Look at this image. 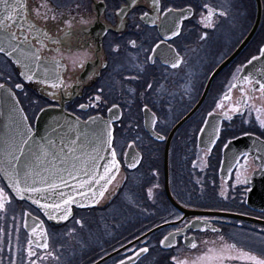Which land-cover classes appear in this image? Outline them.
Wrapping results in <instances>:
<instances>
[{
	"label": "flooded vegetation",
	"instance_id": "obj_1",
	"mask_svg": "<svg viewBox=\"0 0 264 264\" xmlns=\"http://www.w3.org/2000/svg\"><path fill=\"white\" fill-rule=\"evenodd\" d=\"M38 1L51 8L42 9L49 19L36 17L40 6L35 0L29 3L35 4L29 8L30 19L49 34L41 52L66 64L61 74L63 88L48 85L50 94L38 92L37 83H25L1 52L0 84L14 92L31 126L45 107H61L85 120L93 115L106 117L117 105L111 114H119L112 140L119 171L104 192L105 199L72 207L68 218L57 223L15 198L0 175V187L9 197L0 209V264H12L13 259L15 264H126L134 257L129 264H178L209 255L221 257L223 264H255L240 259L242 253L264 259V224L218 214L264 221L263 212L245 204L248 180L258 169L252 156L247 155L245 161L238 148L222 164L229 140L242 135L264 140V128L257 120L258 115L264 119V95L255 84L256 80L264 82L260 52L264 48V0L253 36L233 56L255 22L256 0H160L159 11L152 0H136L134 5L131 0ZM145 12L148 17L142 19ZM97 20L98 30H104L100 49L104 64L87 69L95 61L94 46L72 47L65 40L72 29L90 30ZM177 25L179 32L173 36ZM253 57H257L255 67L249 63ZM81 66L80 84L77 67ZM245 76H251L253 84L245 83ZM16 84L23 87L16 88ZM233 84L237 86L229 92ZM226 95L229 99H223ZM96 96L101 100L95 101ZM218 103L223 107L217 108ZM237 107L241 110L233 111ZM217 127L219 136L215 135ZM168 194L180 207L198 214L184 215ZM31 219L42 223L47 248L38 246V231L33 239L29 237L24 222L30 225ZM194 221L212 230L192 229ZM184 240L196 247H187ZM29 247L34 256H28Z\"/></svg>",
	"mask_w": 264,
	"mask_h": 264
},
{
	"label": "water",
	"instance_id": "obj_2",
	"mask_svg": "<svg viewBox=\"0 0 264 264\" xmlns=\"http://www.w3.org/2000/svg\"><path fill=\"white\" fill-rule=\"evenodd\" d=\"M26 3L29 9L32 6V5L29 6L30 0H26ZM35 3L38 4L39 6H41L42 4L38 0H35ZM34 7L35 4L32 6V8L34 9ZM41 11L43 12L42 9ZM261 16H262L261 0H256L255 22L249 33L240 43L237 50L232 54V56L236 54L253 36L257 28V25L261 19ZM98 22L100 23V20H97L94 26H91L90 30L80 28L79 30L76 31L72 29L69 34V40H67V36L65 40L66 44L72 45V47L90 48L94 46V48H92V51L94 52L95 61L93 64L92 63L88 64L90 68L86 67L87 69H93L94 67L100 68L104 64L101 61V54H100L101 37L104 33V30L103 28H99L98 30L97 27ZM103 26L105 27L104 23ZM15 31H20V30L15 29ZM46 41L49 43V39ZM33 43L35 44V40H33ZM3 54L13 63V65L15 66V68L19 73V76L25 83H30V82L37 83L38 86L35 87L36 90H38V92H43L44 94H50L51 92L48 90V85L52 86L53 83L57 84V87H55L56 89L63 88L61 74H63L66 71V64L63 62V59L62 61L58 60L60 63V68L57 70L55 66V62L52 61L49 57V52H44V51L41 52L42 57H46L47 59L41 64L39 68H36L35 71L39 73L40 78L43 79L45 76V69H47L49 76H48V83L40 84L36 79L32 81L25 80L24 77L20 75V72L22 71L21 67L15 63L16 57L8 56L5 53ZM255 62L256 60L252 59L250 66L255 67L254 65ZM220 68L221 67H219V69ZM77 69L80 70L79 78L81 84V81L83 80V76H84L83 75L84 67L83 66L77 67ZM80 84H78V87L80 86ZM6 88L8 87L6 86ZM17 101L18 100L16 96L15 98H13V96L8 95L6 93L5 89L0 88V160H5V161L7 160L8 153L14 151L16 145L20 140L21 135L26 134L27 128H31L32 138H29L30 145L33 143L43 142L41 141V138L43 137L46 141H51L55 145L54 148H49L50 152H58L60 148H64V152L65 154H67L69 165L72 163V157L73 156L76 157L75 163L79 168L80 176L78 177L77 180H69L67 174H64V179L67 181L69 187L67 188L62 187L58 189L59 192H66L73 195L74 203L69 205L70 209L72 207H87V206L95 205L96 203H98L100 199H105V196L102 197L99 196V192L103 188L106 181L101 180L99 184H96L95 179L88 180V177L85 176L84 173L95 171L98 174L96 176V179H99V174H102L104 171L103 165H105L111 160V151L113 146H111V148L108 147L106 144L101 146L98 154L97 152L94 151V149L100 146L102 140L106 141L108 139L109 131H111V136L113 140V123L118 119L119 114L113 115L111 114V112L108 111L106 117H102L101 115H93L85 120H82L79 117L75 116L74 114L65 111L61 107H45L43 108V111L39 110V112L37 113L34 119L33 126H31L28 120L23 119V117H25V114L23 111L22 112L20 111V109L22 108L19 103L17 104ZM188 116H186L180 122H178L173 130H175L182 123V121L185 120ZM113 117H116V119H113ZM109 120H111V124L107 123ZM25 125H27V128L25 127ZM73 141H75V143H72ZM65 145L74 148L75 152L68 154V147H65ZM226 145L227 147H224L223 149L224 153H223L222 163H225L231 159V157H229L231 151L241 148L242 153L245 152L247 153V155L252 156L255 164L258 165V169L252 173L250 179L248 180L249 188L247 189L246 192L245 204L251 209L264 212V140L255 138L250 135H243L236 139L228 141ZM99 156H103L104 159L102 160L99 159ZM92 157L97 158V163L100 165L99 168H93V162L91 159ZM60 159H64V157L61 156ZM53 164L55 165L56 168H62L67 166L63 163H60L59 161L53 162L51 160V157H48V162L42 164L40 168L51 169ZM40 168H37L36 171H40ZM117 174L118 171H114V179L112 180L111 183L107 184L106 190L116 181ZM0 175L4 183L8 187V180L5 179L2 173H0ZM44 175H47V173L41 171V176ZM73 175H76V173H73ZM81 180H88V183L83 188H78L77 184ZM35 186L40 187L41 185L37 183ZM8 189L10 190L12 195L18 200H24L27 203L34 206L35 208H37L46 219L53 221L55 223L65 220L59 218L50 219L49 215H46L44 210H42L38 205L32 203V200L28 198L29 194H25L24 198L21 199L20 197L16 196V194L11 190V188L8 187ZM76 192L83 193V195H76ZM93 193L96 194L95 197H93ZM48 195H50V193ZM168 197L171 200V202H173V204L177 206L184 213V215L198 214V212L196 211H188L180 207L176 202H174V200L169 194ZM34 198L40 199L42 203L53 202L45 199L43 196H40L38 194L35 195ZM55 202H59V201H55ZM61 214L62 213H57V217H59V215ZM218 214L226 215L234 218H242L255 223L264 224V221L257 220L254 218L244 217L232 213L230 214L218 213ZM33 221L32 224L29 225V222L28 221L26 222L25 220L24 227L28 231L29 237L32 239L34 238L33 236L36 235L32 232V229L35 228L36 231H38V235L40 236V241L37 244L39 245L44 242L45 230L42 223L39 220H37L38 222H36L35 219ZM25 224H27V227L25 226ZM191 227L192 229L208 228L212 230L210 225H205L201 221H194L193 223H191ZM41 228L44 230L43 233H41L40 231ZM184 243L187 247L192 248L191 245L193 243L186 242V240H184ZM135 259L136 258L134 257L130 260H127L126 264L134 262ZM211 259L213 261L219 260L222 262V258L217 255H209V257H205L202 260H211Z\"/></svg>",
	"mask_w": 264,
	"mask_h": 264
},
{
	"label": "snow or ice",
	"instance_id": "obj_3",
	"mask_svg": "<svg viewBox=\"0 0 264 264\" xmlns=\"http://www.w3.org/2000/svg\"><path fill=\"white\" fill-rule=\"evenodd\" d=\"M136 0H131V4H135ZM153 7L156 11L160 9V0H152ZM207 7V6H205ZM41 9H47V11H51V8L48 7L46 3L41 4L40 8L35 10L36 17L42 18L44 21L49 19L47 15V11L42 12ZM164 11L171 13L172 9H165ZM211 11L209 12V16L211 15ZM0 52L5 53L8 56H15V63L18 64L22 71L20 75L24 77L27 81H32L36 79L40 84L48 83V70L45 69V76L43 79L40 78L39 73L35 71L36 68H39L41 64L47 59L46 57H42L41 50L46 47L45 41L49 39L48 32L44 27L38 25L34 20L30 19L29 9L26 3V0H0ZM148 13L145 12L142 14V19L147 18ZM51 19H55L53 15ZM181 19H184L181 16ZM155 23V19L151 21ZM12 29H19L20 31H15ZM179 32V26L177 25V30L172 32V35L175 36ZM35 40V44L33 43ZM133 46H135V41L131 42ZM38 44L39 47L35 45ZM155 51V49H153ZM261 55L264 56V48L260 50ZM151 59V57H149ZM257 57H253V60H256ZM52 60L55 62V66L57 70L60 68L59 61L53 57ZM179 61L177 64H173V67L178 66ZM251 63V61H249ZM35 66V67H33ZM243 69H237L238 72L242 71ZM58 78V77H57ZM245 83L253 84V78L251 76H245L242 78ZM255 84L259 85V91L262 95H264V82L259 80L255 81ZM236 84L231 85V88L236 87ZM16 88H22V84H16ZM52 87H57L56 83L52 84ZM151 87V85H149ZM0 88L5 89L8 95L13 96L15 98V94L11 91V89L6 88L5 85L0 84ZM241 92L244 93V88L241 87ZM255 91L256 88L253 87L251 89ZM54 95V94H53ZM223 99H229V96H225ZM101 97L96 96L95 101H100ZM19 101H17V104ZM88 105H80L81 108L87 107ZM117 105H113L112 108L109 109V112H112L113 108H116ZM146 107V106H145ZM223 105L221 103L217 104V108H221ZM239 107L234 108L233 111H240ZM22 112L23 110L20 109ZM43 111V109H41ZM259 112L260 110L257 109ZM211 116L212 113H209ZM224 115L231 119L232 117L228 115V113H224ZM24 120H27V117H23ZM116 119V117H113ZM257 120L260 122V126L264 128V119H260V116H257ZM155 119L152 120V123L155 124ZM111 124V120L107 122ZM207 123V121H206ZM27 128V125H25ZM204 131V129H201ZM220 129L219 127L215 128V135L219 136ZM29 138H32V130L31 128H27L26 134H22L18 144L16 145L14 151L8 153L7 160H0V173L3 174L5 179L8 180V187L16 194V196L20 197L21 199L24 198L25 194H29L28 198L32 200L33 204L38 205L42 210L45 211L46 215H49L50 219H67L68 216L71 214V209L69 205L74 203L73 195L66 193V192H59L58 189L60 188H67L69 187L67 181L64 179V174H67L69 180H77L80 176L79 168L77 167L75 160L76 157H72V163L68 164L67 154L64 152V148H60L58 152H50L49 148H54L55 145L51 141H46L43 137L41 138V143H33L29 144ZM159 139H163V137H158ZM34 139V138H33ZM215 139L211 141V143H215ZM72 143H75L73 141ZM107 145L111 148L112 146V136L111 131L108 133V139L106 141H101L100 146L94 149L97 154L100 151V147L103 145ZM27 146V147H26ZM65 147H68L65 145ZM227 147V145H225ZM211 151V148H209ZM75 149L68 147V154L74 153ZM63 156L64 159H60ZM242 156L247 161V153H242ZM48 157H51L53 162L59 161L67 165L66 167L56 168L53 164L51 169L40 168V166L44 163L48 162ZM93 168H99L100 165L97 163V158L92 157ZM99 159H104L103 156H99ZM136 163H139L137 159ZM246 166V164H245ZM129 167H135V164H129ZM37 168H40V171H36ZM103 173L99 174V179H96L98 175L95 171L86 172L84 173L85 176L88 177V180L95 179L96 184H99L101 180H105L106 183L104 184L103 188L99 192V196L104 195V191L107 188V184L111 183L114 179V171H119V161L117 160V153L114 148L111 151V160L103 165ZM41 171L47 173V175L41 176ZM76 173V175H73ZM240 173L237 172V183H240L239 180ZM88 180H81L77 184L78 188H83L87 183ZM246 182V181H245ZM39 183L41 186H35ZM50 193V195H48ZM43 196L45 199L49 201H53L50 203H42L40 199L34 198L35 195ZM221 196H225V193L222 191ZM76 195H83V193L76 192ZM149 195H151V190H149ZM96 194L93 193V197ZM9 200L8 193L5 191L3 187H0V209L5 207V203ZM59 201V202H55ZM95 202V200H94ZM51 210V211H49ZM57 213H62L57 217ZM28 215V213H25ZM177 219H180L177 216ZM27 227V224H25ZM2 231V229H0ZM41 233H43V229H40ZM177 231H181L177 229ZM32 232L35 234L36 229L33 228ZM169 236H166L164 240H161L160 243L164 244ZM29 245L32 244V240L29 239ZM39 247L47 248V238L45 234V239L42 244L38 245ZM193 248L196 247L195 243L191 245ZM142 252H146L147 249H142ZM27 254L29 257L34 256L35 252L32 250L31 247L27 249ZM240 259H248L254 261L255 264H264V259H260L256 256L250 255L248 253H242L239 257ZM131 259V258H129ZM12 264H15V260L13 259ZM31 264H36L35 261H31ZM120 264H124V261H120Z\"/></svg>",
	"mask_w": 264,
	"mask_h": 264
},
{
	"label": "rangeland",
	"instance_id": "obj_4",
	"mask_svg": "<svg viewBox=\"0 0 264 264\" xmlns=\"http://www.w3.org/2000/svg\"><path fill=\"white\" fill-rule=\"evenodd\" d=\"M178 264H223L221 261L219 260H197V261H181Z\"/></svg>",
	"mask_w": 264,
	"mask_h": 264
}]
</instances>
